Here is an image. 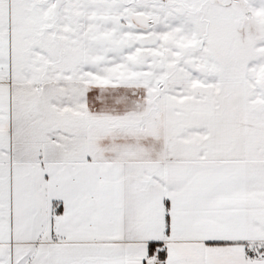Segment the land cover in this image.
Instances as JSON below:
<instances>
[{
  "label": "snow or ice",
  "instance_id": "1",
  "mask_svg": "<svg viewBox=\"0 0 264 264\" xmlns=\"http://www.w3.org/2000/svg\"><path fill=\"white\" fill-rule=\"evenodd\" d=\"M0 264H264V0H0Z\"/></svg>",
  "mask_w": 264,
  "mask_h": 264
}]
</instances>
